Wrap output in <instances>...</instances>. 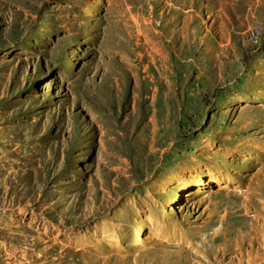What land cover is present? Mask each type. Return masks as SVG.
<instances>
[{
	"label": "rangeland",
	"instance_id": "1",
	"mask_svg": "<svg viewBox=\"0 0 264 264\" xmlns=\"http://www.w3.org/2000/svg\"><path fill=\"white\" fill-rule=\"evenodd\" d=\"M0 264H264V0H0Z\"/></svg>",
	"mask_w": 264,
	"mask_h": 264
}]
</instances>
